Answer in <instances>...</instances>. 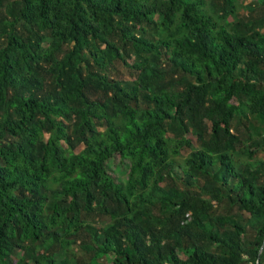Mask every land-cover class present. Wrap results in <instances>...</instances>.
I'll return each instance as SVG.
<instances>
[{
    "label": "trees",
    "instance_id": "1",
    "mask_svg": "<svg viewBox=\"0 0 264 264\" xmlns=\"http://www.w3.org/2000/svg\"><path fill=\"white\" fill-rule=\"evenodd\" d=\"M0 264H264V0H0Z\"/></svg>",
    "mask_w": 264,
    "mask_h": 264
}]
</instances>
